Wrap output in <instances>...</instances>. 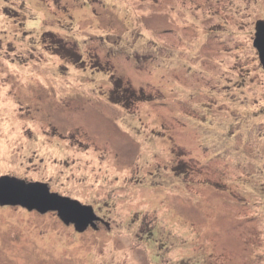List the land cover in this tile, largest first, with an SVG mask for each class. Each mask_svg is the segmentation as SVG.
<instances>
[{"label":"rangeland","instance_id":"1","mask_svg":"<svg viewBox=\"0 0 264 264\" xmlns=\"http://www.w3.org/2000/svg\"><path fill=\"white\" fill-rule=\"evenodd\" d=\"M260 21L264 0H0V178L102 219L0 205V264H264Z\"/></svg>","mask_w":264,"mask_h":264},{"label":"water","instance_id":"2","mask_svg":"<svg viewBox=\"0 0 264 264\" xmlns=\"http://www.w3.org/2000/svg\"><path fill=\"white\" fill-rule=\"evenodd\" d=\"M256 30L254 46L264 68V21L257 24ZM0 205L22 207L29 212L37 211L42 214L57 213L66 226L73 225L80 234L90 228L97 230V224L102 222L93 207L52 193L47 184L27 183L18 178H0Z\"/></svg>","mask_w":264,"mask_h":264},{"label":"trees","instance_id":"3","mask_svg":"<svg viewBox=\"0 0 264 264\" xmlns=\"http://www.w3.org/2000/svg\"><path fill=\"white\" fill-rule=\"evenodd\" d=\"M55 37V36H54ZM71 56V53H66ZM140 99L136 95L133 88L130 86L124 87L121 80H117L115 83V90H113L111 95V101L115 104H122L126 106H131L134 102Z\"/></svg>","mask_w":264,"mask_h":264}]
</instances>
